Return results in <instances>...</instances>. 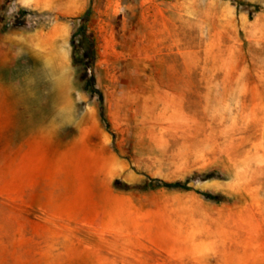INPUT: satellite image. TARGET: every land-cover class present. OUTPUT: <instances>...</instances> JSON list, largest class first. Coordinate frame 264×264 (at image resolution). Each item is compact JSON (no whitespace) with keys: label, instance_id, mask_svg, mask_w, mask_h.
Listing matches in <instances>:
<instances>
[{"label":"rangeland","instance_id":"rangeland-1","mask_svg":"<svg viewBox=\"0 0 264 264\" xmlns=\"http://www.w3.org/2000/svg\"><path fill=\"white\" fill-rule=\"evenodd\" d=\"M240 1L0 0V264H264V0Z\"/></svg>","mask_w":264,"mask_h":264},{"label":"trees","instance_id":"trees-1","mask_svg":"<svg viewBox=\"0 0 264 264\" xmlns=\"http://www.w3.org/2000/svg\"><path fill=\"white\" fill-rule=\"evenodd\" d=\"M228 1H231L238 9H242V10H251V8H253L254 10L259 9L257 5H253L248 2H244L240 0H228ZM73 42L74 41H72V48H73V52L76 54L78 52V49L75 48ZM89 86H90L89 91L98 96V100L100 103V118L102 122L106 125V128L109 129V125H108V122L105 116V111H104V107L102 103V95L97 89L93 87V85H89ZM142 188L144 190H149V191L158 190V189L179 190V191L193 190L188 185V181L165 182V181L158 180V179H148L147 181L144 182V184L142 185ZM195 191L206 200L214 201V202H219L221 200L219 195H215L209 192H202L198 190H195Z\"/></svg>","mask_w":264,"mask_h":264}]
</instances>
